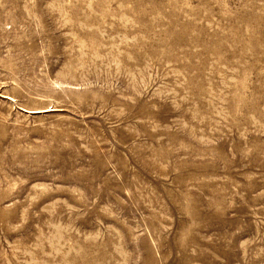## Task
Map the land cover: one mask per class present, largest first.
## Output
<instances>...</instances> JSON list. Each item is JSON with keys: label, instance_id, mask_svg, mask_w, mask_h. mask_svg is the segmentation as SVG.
Returning a JSON list of instances; mask_svg holds the SVG:
<instances>
[{"label": "rangeland", "instance_id": "obj_1", "mask_svg": "<svg viewBox=\"0 0 264 264\" xmlns=\"http://www.w3.org/2000/svg\"><path fill=\"white\" fill-rule=\"evenodd\" d=\"M0 264H264V0H0Z\"/></svg>", "mask_w": 264, "mask_h": 264}]
</instances>
